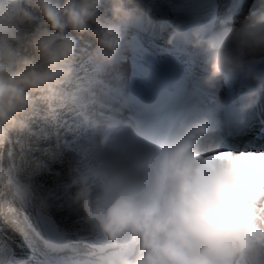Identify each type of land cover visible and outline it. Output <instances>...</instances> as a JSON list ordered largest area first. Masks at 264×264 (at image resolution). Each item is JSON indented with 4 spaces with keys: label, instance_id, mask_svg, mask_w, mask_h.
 <instances>
[{
    "label": "clouds",
    "instance_id": "obj_1",
    "mask_svg": "<svg viewBox=\"0 0 264 264\" xmlns=\"http://www.w3.org/2000/svg\"><path fill=\"white\" fill-rule=\"evenodd\" d=\"M132 0H0V206L23 205L44 167L29 151L32 117L52 114L73 73L78 34L92 59L114 60ZM182 38L205 54L204 83L242 86L236 122L264 93V0L231 27ZM215 110L175 111L132 127L99 128L71 174V205L109 246L93 264H264V150L232 147Z\"/></svg>",
    "mask_w": 264,
    "mask_h": 264
},
{
    "label": "rangeland",
    "instance_id": "obj_2",
    "mask_svg": "<svg viewBox=\"0 0 264 264\" xmlns=\"http://www.w3.org/2000/svg\"><path fill=\"white\" fill-rule=\"evenodd\" d=\"M246 2L247 0H155L153 8L170 19L173 30L180 22L185 33L190 34L194 27L202 25L206 34H210L221 28L234 26L246 8ZM131 34L133 35L126 34L123 38L112 63H100L89 83L78 92L76 103L81 111L78 125L89 145L84 147L74 144L70 146L72 150L83 157V153L91 149L96 131L105 125L115 123L132 127L141 122L139 116L143 103H156L160 108L175 105L169 112L215 110L221 121L218 136L223 137L230 145L235 143V146L243 149L264 150V130H261L264 128V93L254 110L246 114L249 128H243L240 134L238 123L232 119L235 113L233 100L236 86L234 83L228 85L225 78L217 80L212 86L204 83L206 65L202 49H192L190 45L184 46L178 40L166 49L146 46L147 50H142L144 52L141 53L139 35H135V31ZM190 47V53L194 57L190 53L185 55ZM137 54L152 63L153 77L145 81L136 77L132 71L131 61ZM177 54L185 55L187 62L179 59ZM96 240L92 246L97 251L107 252L109 246L97 233ZM61 262L87 264L83 259L65 257Z\"/></svg>",
    "mask_w": 264,
    "mask_h": 264
},
{
    "label": "trees",
    "instance_id": "obj_3",
    "mask_svg": "<svg viewBox=\"0 0 264 264\" xmlns=\"http://www.w3.org/2000/svg\"><path fill=\"white\" fill-rule=\"evenodd\" d=\"M154 1L132 0L126 6L137 10L133 22L145 27L155 41L168 43L172 22L163 12L154 10ZM77 39L73 73L60 89L62 101L54 105L51 115L42 110L30 120L35 135L29 141V151L44 165L33 177L32 198L23 205L7 201L0 206V264H33L40 252L49 254L45 249L49 242L38 230L35 208L55 219L59 230L57 242L67 245L71 257L95 258L100 254L92 246L97 241L96 232L69 200L74 190L72 170L83 162L81 154L70 147L84 145L78 125V92L100 65L92 59L95 40L87 33L78 34ZM88 56L91 58L87 59Z\"/></svg>",
    "mask_w": 264,
    "mask_h": 264
},
{
    "label": "water",
    "instance_id": "obj_4",
    "mask_svg": "<svg viewBox=\"0 0 264 264\" xmlns=\"http://www.w3.org/2000/svg\"><path fill=\"white\" fill-rule=\"evenodd\" d=\"M260 68L264 70V64H261ZM35 215L47 239L51 242L55 241L58 234V227L55 219L38 209H35Z\"/></svg>",
    "mask_w": 264,
    "mask_h": 264
},
{
    "label": "bare ground",
    "instance_id": "obj_5",
    "mask_svg": "<svg viewBox=\"0 0 264 264\" xmlns=\"http://www.w3.org/2000/svg\"><path fill=\"white\" fill-rule=\"evenodd\" d=\"M213 2H215V0H213ZM233 109H234V112L237 110L235 107ZM253 110H254V108H253ZM232 119L235 120L236 119L235 116ZM246 121H247V115L245 116V122L243 124H238L239 125L238 128L240 130V134H241V132H243V128H245V129L249 128V125L246 123ZM261 130H264V128H261ZM232 146H235V143L232 144Z\"/></svg>",
    "mask_w": 264,
    "mask_h": 264
},
{
    "label": "snow or ice",
    "instance_id": "obj_6",
    "mask_svg": "<svg viewBox=\"0 0 264 264\" xmlns=\"http://www.w3.org/2000/svg\"><path fill=\"white\" fill-rule=\"evenodd\" d=\"M232 146V145H231ZM232 147H234V148H241V147H238V146H232Z\"/></svg>",
    "mask_w": 264,
    "mask_h": 264
}]
</instances>
